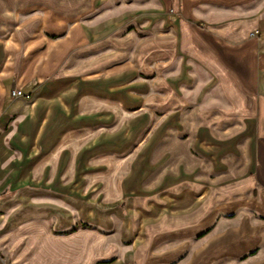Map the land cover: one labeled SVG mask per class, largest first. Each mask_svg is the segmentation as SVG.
Returning <instances> with one entry per match:
<instances>
[{"label": "crops", "instance_id": "crops-1", "mask_svg": "<svg viewBox=\"0 0 264 264\" xmlns=\"http://www.w3.org/2000/svg\"><path fill=\"white\" fill-rule=\"evenodd\" d=\"M0 264H264V0H0Z\"/></svg>", "mask_w": 264, "mask_h": 264}, {"label": "rangeland", "instance_id": "rangeland-1", "mask_svg": "<svg viewBox=\"0 0 264 264\" xmlns=\"http://www.w3.org/2000/svg\"><path fill=\"white\" fill-rule=\"evenodd\" d=\"M143 0H140V2H142ZM126 38L123 37L122 40H116V41H112L110 43V46H108V48H105L107 46H105L103 49V53H108L110 51H116L117 50V45L120 41H124ZM24 91V90H22ZM26 92V91H24ZM27 93H31V92H27ZM18 100V99H17ZM27 101H33L34 99L32 98V93H31V98L30 99H25ZM15 101V100H13ZM75 201L73 200V198L70 199L69 197V193L67 191H63L60 189H57V184L54 187H47L46 183L44 182L43 184L39 185V196H38V204L40 205H46V204H53L56 208L60 209V210H65L68 212V214L70 216H73V218H78V211H79V205L74 203ZM93 206H99L98 204H96L95 202L93 203ZM85 222H81L80 219H78L77 221L75 220L74 222V227L70 225H64L67 223H62L59 220L58 215H55L54 217H51L49 219V226L50 228L54 231V234L56 236L59 235H68L70 233H72V229L77 227L82 228V229H94V224L93 223H86L83 224Z\"/></svg>", "mask_w": 264, "mask_h": 264}, {"label": "built area", "instance_id": "built-area-1", "mask_svg": "<svg viewBox=\"0 0 264 264\" xmlns=\"http://www.w3.org/2000/svg\"><path fill=\"white\" fill-rule=\"evenodd\" d=\"M11 98L13 100L17 99H30L31 98V93L24 92L22 90H16L14 89L11 93Z\"/></svg>", "mask_w": 264, "mask_h": 264}]
</instances>
